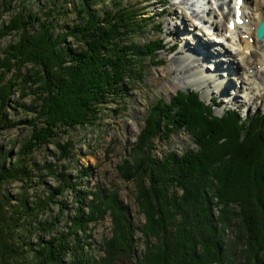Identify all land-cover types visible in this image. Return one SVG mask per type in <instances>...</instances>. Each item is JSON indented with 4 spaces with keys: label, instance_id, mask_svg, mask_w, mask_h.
<instances>
[{
    "label": "trees",
    "instance_id": "16d2710c",
    "mask_svg": "<svg viewBox=\"0 0 264 264\" xmlns=\"http://www.w3.org/2000/svg\"><path fill=\"white\" fill-rule=\"evenodd\" d=\"M122 1L110 0L105 6L104 0H54L40 16L18 10L0 29V40L16 35L0 60V131L21 125L29 128L19 154L28 155L53 143L60 158L67 160L72 143L60 145L54 139L74 127L93 124L103 104L124 100L143 81V62L157 58L161 41L141 45L132 41L148 24L139 22L137 11ZM8 3L3 5L7 12ZM62 5H70L75 18L58 27ZM157 30L161 31L160 24ZM23 69L26 72L21 74ZM15 88H20L22 98L32 97L26 110L30 118L17 123L7 113ZM19 101L14 104L22 108ZM214 107V101L206 105L198 94L182 91L168 102L160 98L152 103L129 159L119 168L125 181L136 183L135 201L144 223L133 226L116 191L79 192L76 214L66 232L48 242L40 238L35 264H63L67 239L76 238L85 225H96L106 215L111 222L110 237L102 240L103 256L92 264L133 260L136 232L145 245L135 264H264V112L243 117L227 109L216 116ZM179 131L186 132L195 149L157 160L154 140L168 139ZM23 163L18 160L10 173L0 165V179L25 177ZM70 180L63 172L59 185L43 201L30 210L21 205L22 217L27 211L33 214L55 204L54 198L71 188ZM84 194L90 199L81 215ZM0 204L4 219L0 248L7 249L6 264L10 260L19 263L9 243L16 225L5 219L3 199ZM64 209L60 207L57 220L40 222L39 230L52 231ZM70 247L72 252L79 251L73 264L90 262L80 252L79 241Z\"/></svg>",
    "mask_w": 264,
    "mask_h": 264
},
{
    "label": "rangeland",
    "instance_id": "374dc122",
    "mask_svg": "<svg viewBox=\"0 0 264 264\" xmlns=\"http://www.w3.org/2000/svg\"><path fill=\"white\" fill-rule=\"evenodd\" d=\"M51 1L54 0H16L15 2L0 0V29L18 10L36 12L38 16L43 15ZM109 1L104 0L103 4L106 6ZM180 1L182 0L122 1L123 6L137 11L139 22L146 20L148 24L141 34L132 37V41L141 45L152 40H159L162 45L161 50L155 60H144L143 81L135 84L134 90L130 91L124 100L115 99L103 104L93 124L74 127L67 134H59L54 139V142L60 145H65L67 141L72 143L70 157L67 160L60 158L59 150L53 143L37 148L28 155L19 154L30 135L29 128L25 126L0 131L2 171L13 172L18 160L24 161L23 165L26 167L25 177L18 176L16 180L6 181L0 179V199H3L5 204V219H9L11 226L16 225L15 229H12L15 237L9 243L12 249L16 250L19 260L17 255L15 258L19 263L10 260L9 264L12 262L15 264L37 263L36 253L40 249L38 246L40 238L42 242H48L54 236L60 237L66 232L71 217L76 214V194L79 192L87 193L94 191L95 188L116 191L119 201L127 207L133 226L137 228L144 223V218L136 206V183L125 181L119 168L125 160L129 159V152L144 127L149 107L160 98L168 102L177 91H191L198 94L199 100L206 105L214 101L216 116H220L223 110L227 109H235L243 117L256 111L264 112V55L259 51V48L264 49V43L256 44L254 37L246 39V36L240 33L244 32V29L235 31L233 41L232 36L226 31V22L228 23L233 12L227 13V5H221L223 0H217V4L215 0H184L185 3L177 5ZM75 2L78 3L79 0ZM7 3L10 8L8 12L3 10V5ZM251 8L252 5L243 4L241 10L247 14L251 12ZM61 14L62 17L57 22L58 27L71 23L75 18L70 5H62ZM158 24L161 26V31L157 30ZM194 39L200 45L196 46L197 44L193 43ZM15 40V33L0 40V60L3 57L2 51ZM67 42L71 40L68 39ZM253 43L256 44V48L252 47ZM241 50L245 53V59L238 56L237 52ZM216 52L220 54V57L215 63L226 62L228 73L210 74L204 82L205 86L191 82L189 77L193 72L185 74L186 67L195 68L198 65L192 59H186L187 56L202 53L205 59L202 62L203 68L213 72L210 63L215 59H211L210 55L213 53L215 56ZM252 52H256L258 56H252ZM260 60L263 62L262 68H259ZM249 68L254 71L253 74H248ZM25 72L26 69H23L21 74ZM11 75L12 73H9L6 80ZM219 79L227 82L224 85V91L216 88V84L220 82ZM243 80L246 81V85L241 84ZM29 88L28 93L31 94L32 87ZM13 90L14 93L9 99L13 103L12 108L7 113L13 122L17 123L25 120L26 117L30 118L31 113H27L26 110L32 97L29 95L22 98L20 88ZM17 100L23 106L22 108L14 104ZM185 149L193 150L195 146L186 132L179 131L168 139L156 138L153 155L160 160L170 153L180 155ZM4 154H7L6 159L2 157ZM63 172L69 175L71 188L64 194L56 196L55 204L33 214L27 211L22 217L21 205L32 209L35 203L43 201L49 191L59 185ZM82 197L81 215L86 212V203L90 199L87 194ZM63 206L65 209L54 229L45 233L39 230L40 222L48 223L51 220H57L60 207ZM3 220L0 214V225H3ZM20 225H22L21 228ZM110 230L111 222L108 215L96 225H85L84 231L78 232L76 238L67 239L69 249L63 254L62 263L73 264L75 255H78L79 251L72 252L70 246H73L76 241L82 245L80 252L90 261L84 264L97 261L96 259L103 256L102 240L110 237ZM139 238L140 235L136 232L134 259L128 261V259L119 258L118 260L122 261V263L119 262L120 264H128V262L135 264L137 258L139 259L145 245L144 240ZM7 256V249L1 247L0 264H6Z\"/></svg>",
    "mask_w": 264,
    "mask_h": 264
},
{
    "label": "bare ground",
    "instance_id": "6f19581e",
    "mask_svg": "<svg viewBox=\"0 0 264 264\" xmlns=\"http://www.w3.org/2000/svg\"><path fill=\"white\" fill-rule=\"evenodd\" d=\"M216 1L217 0H215V3H216ZM181 3L183 4V3H185V1L182 0L179 3H177V5H180ZM243 4H246V5H249V6L252 5L251 12L246 14L245 12L242 11L243 23L240 26H235L233 31H229L227 28H226V31H228V34L230 36H232L233 41H234L235 31H241L242 29H244V32L241 31L240 33H241L242 36H246V39H253V37H254L255 40H256L255 41L256 44L257 43L258 44L259 43H264V38L259 41V40L256 39V35H255V31H256V28H257L258 24L261 21H264V0H244ZM243 4H242V7H243ZM221 5H227V9H228L227 13L228 12H233V14H232V18H233L234 17L233 0H228V2L226 0H223ZM223 16H222V19H223ZM226 31H225V34H226ZM193 41H194L193 42L194 44H197L196 43L197 41L195 39ZM255 43H253L252 47L253 46L255 47V45H256ZM198 45H200V44H197L196 46H198ZM245 50H247V49H245ZM259 51H261V53H263V55H264V49L259 48ZM213 53L215 54V52H213ZM213 53H212V55H210L211 59H215V61H211V63H210L211 67H213V70H212L213 72H209V71H207V69L203 68V63L202 62L205 61V59H204V55L202 53H197V54H194V55H191V56H187L186 59H192L198 65V67L196 66L195 68L191 67V66L190 67H186L187 69L184 72L185 74L189 73V72H193V73H191L192 75L189 77V79H191L190 80L191 82L196 83L199 86H205L204 82H206L207 76H209L210 74H213V73H228L227 72L228 68L226 67V66H228V64H225L226 62H223L222 64L215 63V62H217V58L220 57V54L218 52H216V55L213 56ZM237 53H238V56L240 58L245 59V53L243 52V50L238 51ZM251 55L252 56H258V54L256 52H252ZM186 59L184 58V60H186ZM258 63H259V66H260L259 68H262L263 62L260 60V62H258ZM200 68H202V69H200ZM229 69L233 70V68H231V67H229ZM247 72H248V74H253L254 73V71L251 70V68H249ZM219 80H220V82L218 84H216V88H218L219 91H224L225 90L224 89V87H225L224 85L227 84V82L221 81V79H219ZM245 82L246 81L243 80L241 82V84L244 85Z\"/></svg>",
    "mask_w": 264,
    "mask_h": 264
},
{
    "label": "water",
    "instance_id": "95a60500",
    "mask_svg": "<svg viewBox=\"0 0 264 264\" xmlns=\"http://www.w3.org/2000/svg\"><path fill=\"white\" fill-rule=\"evenodd\" d=\"M256 37L261 40L264 37V22H261L256 29Z\"/></svg>",
    "mask_w": 264,
    "mask_h": 264
}]
</instances>
